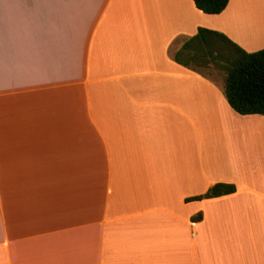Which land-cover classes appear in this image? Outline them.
Instances as JSON below:
<instances>
[{
    "label": "crops",
    "instance_id": "1",
    "mask_svg": "<svg viewBox=\"0 0 264 264\" xmlns=\"http://www.w3.org/2000/svg\"><path fill=\"white\" fill-rule=\"evenodd\" d=\"M199 28L262 50L264 0H0V264H264V116L174 60Z\"/></svg>",
    "mask_w": 264,
    "mask_h": 264
},
{
    "label": "trees",
    "instance_id": "2",
    "mask_svg": "<svg viewBox=\"0 0 264 264\" xmlns=\"http://www.w3.org/2000/svg\"><path fill=\"white\" fill-rule=\"evenodd\" d=\"M193 1L202 12L217 15L230 0ZM179 42L173 56L178 64L205 77L208 76L203 70L222 72L224 94L231 108L240 115L264 116V49L249 53L225 34L206 28H199L196 35ZM235 190L233 185L219 183L191 200L229 195Z\"/></svg>",
    "mask_w": 264,
    "mask_h": 264
},
{
    "label": "rangeland",
    "instance_id": "3",
    "mask_svg": "<svg viewBox=\"0 0 264 264\" xmlns=\"http://www.w3.org/2000/svg\"><path fill=\"white\" fill-rule=\"evenodd\" d=\"M205 75L210 77L212 80L220 83L223 82V73L216 70V69H210V70H203ZM255 129H257V126L255 125Z\"/></svg>",
    "mask_w": 264,
    "mask_h": 264
}]
</instances>
